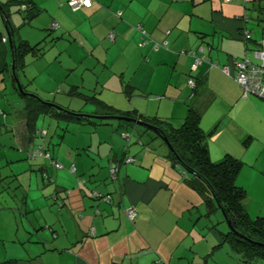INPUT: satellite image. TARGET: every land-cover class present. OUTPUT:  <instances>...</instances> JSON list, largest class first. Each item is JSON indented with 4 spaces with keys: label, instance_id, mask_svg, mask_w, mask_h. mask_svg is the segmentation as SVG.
Returning <instances> with one entry per match:
<instances>
[{
    "label": "crops",
    "instance_id": "1",
    "mask_svg": "<svg viewBox=\"0 0 264 264\" xmlns=\"http://www.w3.org/2000/svg\"><path fill=\"white\" fill-rule=\"evenodd\" d=\"M0 1L29 3L35 11L24 19L28 6H11L18 37L42 46L18 70L26 89L31 86L28 90L44 100L87 113L99 112L85 99L95 96L112 111L157 117L174 127L189 107L195 109L208 134L211 160L228 154L242 162L245 179L237 176L236 184L245 192L251 185L260 192L245 198L248 215L264 216V98L243 96L233 77L234 60L264 39L259 20L264 0H89L77 10L67 0ZM15 6L20 15H12ZM52 22L56 26L50 29ZM243 31L250 32L249 40L242 39ZM200 46L203 52L187 53ZM28 65L36 66L31 77L24 70ZM12 100L5 98L2 104L0 99V112L13 115L10 121L0 120V222L5 227L0 231V263L264 264L244 262L220 244L216 223L208 230L200 226L210 216L203 196L172 166L157 139L139 142L135 130L119 121H63L49 115L58 121L54 130L43 135V123L39 126L36 120L30 137L23 109L13 107ZM61 121L65 125L60 128ZM121 131L131 133L128 141ZM36 145L52 159L27 158L26 152ZM128 156L134 160L126 162ZM110 166L117 167L113 177ZM21 187L25 191L16 200ZM30 191L34 193L28 202ZM129 206L136 208L134 221L124 214ZM16 210L33 212L31 216L38 210L40 215H27L24 221ZM15 221L27 242L42 244L39 254L30 245L29 255L23 252Z\"/></svg>",
    "mask_w": 264,
    "mask_h": 264
},
{
    "label": "trees",
    "instance_id": "2",
    "mask_svg": "<svg viewBox=\"0 0 264 264\" xmlns=\"http://www.w3.org/2000/svg\"><path fill=\"white\" fill-rule=\"evenodd\" d=\"M21 4L22 8H24V3L18 4L16 2L0 1V14L5 13L8 18V20H4L3 25L6 24L7 29L11 34L12 60L17 74L18 70H22L24 67V58L27 54L37 55L42 50L40 42L31 44L27 40L19 38L15 33L17 32V27L14 26L11 20V6ZM25 5L26 7L28 6L29 13L24 15V19H30L35 14V11L30 8L29 3ZM261 11L262 9L258 8V12ZM259 20L264 24V17L259 18ZM4 38H6L5 31L0 29V74L7 69L5 56L8 40L7 38L4 40ZM11 78L12 85L17 92L12 73ZM22 86L24 90H28L24 84ZM19 95L23 98L22 112L25 118V126L30 137L33 136L31 135L32 133H35L36 128L34 122L39 115H49L63 121L87 120L94 123L105 122L99 120L94 121L93 119L82 115H77L75 113L81 112L70 110L61 105H59L60 108L52 107L34 96ZM85 99L94 104L99 110L96 114L128 116L145 121L157 127L158 132L156 133L148 128L136 125L131 121H119L120 124L130 126L135 130L139 142L145 141V139H147V141L150 139H159L160 143L166 148L165 155L171 161L172 166L180 168V170L185 173L184 178L188 184L198 190L203 196L207 215L209 216L217 209H220L224 213L232 229L228 227L227 231L220 232V244H226L230 250L238 254L240 259L244 262L251 263L254 260H264V216L257 215L255 218H251L248 215L245 206L246 192L244 188L236 184L235 181L243 164L239 159L228 154H226L220 161L214 162L211 160L207 144L208 134L205 133L199 125V112L189 107L181 124L178 127H174L170 123L160 120L157 117H142L140 114L133 111H112L109 106L95 96H86ZM121 132H128L131 135L129 131ZM162 137L167 139L171 150H169L165 142H163ZM129 138L123 139L128 141ZM31 150L32 149H29L26 152L27 158H30L28 153H30ZM183 167L193 171L194 174H186ZM0 264H21V262L15 259H10L3 261ZM195 264H205V261Z\"/></svg>",
    "mask_w": 264,
    "mask_h": 264
},
{
    "label": "rangeland",
    "instance_id": "3",
    "mask_svg": "<svg viewBox=\"0 0 264 264\" xmlns=\"http://www.w3.org/2000/svg\"><path fill=\"white\" fill-rule=\"evenodd\" d=\"M19 6H15L14 7V10H15V12H13V16H17V15H20L19 13H17V8H18ZM17 13V14H16ZM19 17V16H18ZM21 17V16H20ZM255 22L253 21V20H251L250 21V24L251 25H253ZM254 26V25H253ZM255 28H256V26H255ZM0 29L1 30H3L4 29V25H3V22H2V16H1V14H0ZM22 32H25V29L22 27ZM6 50H7V52H8V61H7V69L6 70H4V76H0V99L3 101V100H5V98H9V99H11L12 100V98H13V100L12 101H10V104L13 106V107H17L18 109V111H21V109H22V107H23V98L15 91V89L12 87V79H11V66H12V51H11V48H10V46H9V44L7 43L6 44ZM251 55H252V53H250ZM30 58H31V54H27L26 56H25V58H24V61H25V64H27L28 63V61H30ZM252 59H254L253 58V55H252ZM33 65V64H32ZM32 65H28L26 68H27V70L26 69H24L26 72H27V74H28V72H29V75H30V77L32 76V75H34L35 73H36V66H32ZM22 72L21 71H19L18 72V77H19V80H20V82L22 83V85L25 83V79L23 78V75L21 74ZM29 77V78H30ZM69 77V80H71V74L68 76ZM4 78V79H3ZM40 84H41V86L42 87H49V86H47V84H45L43 81H40ZM25 85V84H24ZM27 89H32V87L31 86H28V88ZM9 92H11V94H9ZM12 97V98H11ZM16 100H19V102L20 103H18V102H16ZM4 103V101L2 102V104ZM18 104H20V106L18 107ZM16 109L14 110V113L17 111ZM81 113H87V112H81ZM87 114H90V113H87ZM5 117H7L8 118V121H10V120H12V118H13V115H11V114H8L7 116L5 115V114H2V112H0V120L2 119V121H3V119L5 118ZM37 124L39 125V126H41L40 125V123H43V129H45V130H47V131H52V130H54V128H55V125H56V123L58 122V121H56L55 119H53V118H51V117H49V116H47V115H45V116H42V115H39L38 117H37ZM117 122V121H115V120H111L110 122ZM60 128L62 127V125L64 126L65 125V122H63V121H61L60 122ZM71 126V125H70ZM13 136H14V134H12ZM158 140V142H160L159 141V139H157ZM146 141V140H145ZM16 151V150H15ZM14 151V153H16ZM13 152V151H12ZM254 154H255V152H253ZM11 155H13V153H10ZM37 158H39V157H36L34 160H36ZM25 161H29L30 159H24ZM3 162H1L0 161V169H2L3 168V164H2ZM47 165V170L49 171V172H51V167H50V165L47 163L46 164ZM242 168H243V166H242ZM240 169V171H239V173H238V175L237 176H241L243 179H245V175H244V173L242 172L244 169ZM237 176H236V178H237ZM38 180L40 181V178H38ZM39 188L41 189V187L39 186ZM36 190H38V193H39V189L37 188ZM35 189L33 190V191H36ZM23 191H25V189L23 188V187H21V190L18 192V190H17V195L15 196V199L16 200H19V196L20 195H22L21 193L23 192ZM33 191H30V196L28 197V202H29V199H30V197L32 196V194L34 193ZM252 194H254V196H256V195H259L260 194V192H259V190L257 189V187L256 186H249L248 187V189H247V191H246V197L248 196V195H252ZM262 195H264V190H263V192H262ZM198 196L200 197V195L198 194ZM26 198H27V195H26ZM200 199H201V197H200ZM200 209H201V211H202V213L204 214L205 213V208H204V205H202V206H200ZM40 213V211H38V210H36V214L35 215H33V216H31L32 214H33V212L31 213V214H21V212L20 211H18V210H16V214H17V216H19V218L20 219H22V220H24V221H26V218H27V215H30L31 216V219H33L34 218V216H38V215H40L39 214ZM257 215L256 214H253V216L251 217V218H255ZM0 220H1V217H0ZM225 219H224V217H223V214H222V212H221V210L220 209H217V210H215V212H213L212 214H210V216L208 217V219H203L202 220V222H200V226H202V224H204V227H206L205 228V230H208L209 229V227H211L212 226V224L211 223H216V231L217 230H221V231H227V229H228V225H227V223H226V221H224ZM2 224V225H1ZM0 227H1V229H0V231H3L4 230V226H3V223L2 222H0ZM15 229H16V231H17V235L19 236V238L18 239H21V240H23L24 241V243H23V252H25V254H27V251H26V249H27V246H31V249H32V251H33V253H35V254H39V251H40V249H42L41 248V243L40 242H35V243H29V242H27L26 240H25V238H24V236H22V230H21V228H19L18 227V225H17V223H16V221H15V227H14ZM35 238V237H34ZM33 246H36V247H38V249L37 250H35L34 248H33ZM2 247H4V245L2 244ZM226 247V246H225ZM224 247V248H225ZM226 248H229L228 246L226 247ZM32 254V253H31ZM27 255H29V254H27Z\"/></svg>",
    "mask_w": 264,
    "mask_h": 264
},
{
    "label": "built area",
    "instance_id": "4",
    "mask_svg": "<svg viewBox=\"0 0 264 264\" xmlns=\"http://www.w3.org/2000/svg\"><path fill=\"white\" fill-rule=\"evenodd\" d=\"M89 0H67L68 6L72 10H77L81 8L82 6H87L89 4ZM23 7L25 8L26 5L24 4ZM56 23L52 22L50 25V28H55ZM243 40H249L251 38L250 32L249 31H243L241 35ZM108 38L112 39L113 34L109 33ZM5 40V38H4ZM142 43H140L141 45ZM203 52V47L200 46L199 48L195 50H190L187 53L191 55H195L196 52ZM183 53H186V51H182ZM246 54L239 59L234 60V74L233 77L235 81L238 83L242 95L243 96H248V95H255L261 98H264V39L261 40L259 46L253 50L246 49L245 50ZM252 53L253 59L249 58L247 54ZM201 57V56H200ZM200 57H197L195 59L194 65L199 62ZM205 57H201L203 59ZM224 71H228V68H224ZM188 84L193 87L195 85V82L193 79L188 80ZM40 133L43 135L46 133V130H40ZM123 138L128 139L130 137V134L128 132H121L120 134ZM28 156L30 158L35 159L36 157H42V158H47L51 159L50 153L43 148L42 145H36L32 148L30 153H28ZM133 157H126L125 161L126 162H131L133 161ZM53 165L56 168H61L62 165L57 162L53 161ZM73 169V168H72ZM117 171L116 166L110 167V175L113 177L115 176ZM96 192H93V196H98ZM101 196V195H100ZM103 200L109 201L110 196H101ZM124 214L126 218L129 221H134L137 216V211L134 206H129L127 208H124Z\"/></svg>",
    "mask_w": 264,
    "mask_h": 264
},
{
    "label": "water",
    "instance_id": "5",
    "mask_svg": "<svg viewBox=\"0 0 264 264\" xmlns=\"http://www.w3.org/2000/svg\"><path fill=\"white\" fill-rule=\"evenodd\" d=\"M1 16H2V22H4V20H8V18L5 15V13H2ZM4 31H5L6 38L8 40V44H9L10 48H12L11 34H10L9 30L7 29L6 24H4ZM11 73H12V76H13V79H14V82H15V86H16L17 92L19 94H21V95H28V96H34V97L40 99L41 101L47 103L48 105H50L52 107L60 108V106L57 103L52 102V101L44 100L40 96H38L36 93L31 92V91H28V90H24L23 89V86H22V83L19 80L18 74L16 73V70H15V67H14V64H13V61H12V66H11ZM75 114L82 115L84 117H87V118H90V119H93V120H99V121H109V122L111 120H115V121H125V122H130L131 121L134 124L139 125V126H143L145 128H148L149 130H151L153 132H156V133L158 132V128L157 127H155V126H153V125H151V124H149V123H147L145 121H142V120H139V119H135V118H131V117H128V116L115 115V114H96V113H90V114H87V113H75ZM162 140H163V142H165V144L169 148V150H171L170 144L168 143L167 139L165 137H162ZM183 169H184V171L187 174H190V175H193L194 174L193 171H190V170L186 169L185 167H183ZM100 195L101 196H104V194H100ZM222 214H223V217H224V219H225L228 227L230 229H232L229 221L226 219V217H225V215H224L223 212H222Z\"/></svg>",
    "mask_w": 264,
    "mask_h": 264
}]
</instances>
